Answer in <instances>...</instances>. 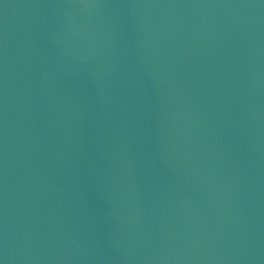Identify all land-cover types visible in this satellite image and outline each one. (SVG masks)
Instances as JSON below:
<instances>
[{
	"label": "water",
	"instance_id": "obj_1",
	"mask_svg": "<svg viewBox=\"0 0 264 264\" xmlns=\"http://www.w3.org/2000/svg\"><path fill=\"white\" fill-rule=\"evenodd\" d=\"M0 264H264V0H0Z\"/></svg>",
	"mask_w": 264,
	"mask_h": 264
}]
</instances>
